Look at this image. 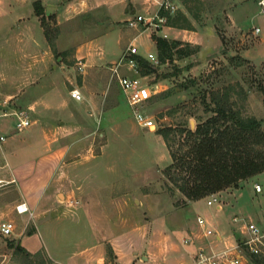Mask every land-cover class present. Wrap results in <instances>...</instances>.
Masks as SVG:
<instances>
[{"label": "rangeland", "instance_id": "obj_1", "mask_svg": "<svg viewBox=\"0 0 264 264\" xmlns=\"http://www.w3.org/2000/svg\"><path fill=\"white\" fill-rule=\"evenodd\" d=\"M46 2L49 10L45 8L43 22L37 16L43 33L39 26L28 32L26 20L8 26L6 18L0 17V113L23 109L30 120L17 131L14 116H0L4 137L0 140V166L4 164L0 177L11 179L6 160L17 165L50 149H65V161L77 153L79 167L91 171L86 187L93 191L84 192L83 180L64 181L59 189L65 194V204L62 201L49 214H58L62 208L67 214L55 220L59 233L44 234L49 245L64 259L76 249L95 244L87 256L95 263L103 249L105 264H194L200 250L211 254L236 247L245 234L244 223H261L264 216V171L236 187L213 192L217 201L212 205L206 200L213 193L189 200L178 186L192 182L181 167L191 157H186L191 140L180 129L193 130L197 122L213 115L211 92L229 88L234 107L243 116L255 117L264 133V13L259 0L191 1V11L181 0ZM132 9L143 15H163L162 31L142 24L127 26ZM180 12L191 29L170 25L169 20ZM24 32L27 37L31 33L36 43L25 48L17 42L25 38ZM153 35L179 40L181 46L188 43L193 52L174 55L164 63L150 62L153 71L145 80L154 86L156 97L139 107L155 122L150 130L134 118L110 67L131 41L140 56L156 54ZM122 70L134 74L126 66ZM70 87L78 88L83 99L71 100ZM34 100L43 105L36 114L27 107ZM60 120L79 127L55 137L50 128ZM170 125L174 131L167 148L155 130ZM256 183L261 191H255ZM49 184L45 196L52 193L54 183ZM18 199L13 182L0 188V221H11L15 228L28 232L34 228L33 217L26 221L18 217L13 209ZM85 205L86 215L73 214L82 212ZM197 217L203 219V226ZM206 229L212 233L205 234ZM5 239L0 235V264H19L21 256L2 245ZM210 243L216 250L208 248ZM76 261L83 264L82 259ZM247 262L248 256L242 264Z\"/></svg>", "mask_w": 264, "mask_h": 264}, {"label": "trees", "instance_id": "obj_2", "mask_svg": "<svg viewBox=\"0 0 264 264\" xmlns=\"http://www.w3.org/2000/svg\"><path fill=\"white\" fill-rule=\"evenodd\" d=\"M181 1L186 5L187 10L191 11L188 3L199 0ZM33 7L35 14L40 16L43 22L45 7L39 1H35ZM169 23L174 27L191 29V23L181 12L170 19ZM42 25L44 26V23ZM44 34L47 38L46 30ZM48 39L49 37L47 41ZM152 40L155 43L159 63L172 60L174 55L183 57L193 52L188 43L181 46V42L176 39L168 40L153 35ZM48 43L52 46L50 39ZM133 57L138 62L141 75H148L153 71V64L143 56L137 54ZM228 91L229 88H225L222 91L211 92L210 110L214 114L204 121L197 122L193 130L180 129V132H185L187 135V140L188 138L191 140L190 150L186 154V157H191H187L181 167L186 168L192 182L186 181L178 186L189 200L199 199L230 186L236 187L240 181L264 171V133L260 128V122L253 116H243L240 110L234 107L235 104L230 100ZM155 95L151 96L147 103L154 99ZM206 106L209 107L208 104ZM155 131L169 148L170 133L174 131L172 126L158 127ZM171 166L172 164L168 167ZM5 240L6 246L12 249L15 255L21 256L24 264H56L43 251L31 254L13 239ZM246 264H264V259L248 255Z\"/></svg>", "mask_w": 264, "mask_h": 264}, {"label": "crops", "instance_id": "obj_3", "mask_svg": "<svg viewBox=\"0 0 264 264\" xmlns=\"http://www.w3.org/2000/svg\"><path fill=\"white\" fill-rule=\"evenodd\" d=\"M6 1H7L6 4L3 5L4 0H0V17L6 18L7 20V23H5L6 25L12 23L13 21L25 22L26 20L28 22V24L26 25V29H28V32L29 31L31 32V30L33 31V29L35 30L38 29L39 26V28L41 29L40 30L41 33H43L42 27L41 25H39L38 17L34 12L33 3L35 1H39L42 6L48 8L45 4L47 3L46 2L47 0H6ZM23 8H25L26 12H24ZM132 13H134L133 9L130 11L129 14ZM28 34L29 36L27 37V32L21 33V35H24L25 38L19 37V40L17 41L19 43H22L25 48L26 46H29V44H31L32 42L36 43V40L34 42L33 39L34 36H31V33ZM41 41H43L42 36H41ZM69 98L75 101L70 96ZM3 101H5V99ZM64 101H66V99ZM37 102L38 101L34 100L27 103V107L35 111V114L38 112L37 111L38 107L43 106L41 103L39 102L37 103ZM3 112L0 113V116H5L3 115ZM37 119L38 118L36 117L35 120ZM70 119L72 120L73 118ZM51 126H52L50 128L51 134L54 135L55 137L56 135L61 136L64 135V133H68L70 131L73 132L74 130H77V128L79 127L76 125L68 126L66 125L64 120L62 121L60 120V123L58 125H51ZM45 128H47L46 125ZM44 131L46 133L47 129H44ZM65 153H66L65 149L64 150L58 149L53 151L50 149V151L43 152L41 156L38 157L37 159L31 161L25 160L24 162L19 163L17 165H14L13 163H9V161L7 160L5 161V164L8 165V169H9V178L15 179L13 184L17 187L19 192V199L16 201V204L22 201L26 203V205L29 207L32 213L34 228L33 229L31 228V230H29L28 232H24V228L18 229L15 228L16 226H14L13 234L9 237H5V236L3 237L13 239L15 243H18L27 252L31 254H35L37 252L43 251L47 255V257L53 263L56 264H70V263L79 264V262L76 261L77 259L79 260L82 259L83 264H105L104 253L101 247H100L101 250H99V253H97L94 259L95 263H92L93 258L90 259L88 258L87 252L93 249L94 247H96L95 244L86 246L81 249H76L77 251H73L72 253L67 255L66 258L63 259L61 258L60 255L57 254L55 247H53L52 244L49 245V242L44 237V234H48L50 236L59 233L58 227L55 224V220L58 218L62 219L64 218L63 215L67 214L66 211L62 212L64 208H62L61 212L58 214L57 213L56 214L54 213L53 215L49 214L53 209L62 206L61 204L62 201L63 202L66 201L65 194L63 192H60L59 190L61 186H63L64 181L66 183H76L83 180L82 184L84 186V192L88 193L93 191V188L86 187V181L87 180L90 181V178L92 176L91 171L89 169L87 170L86 167L84 168V166L83 168L79 167L81 163H78L77 161L80 160V158H78L77 153L73 154L69 161H65L66 160ZM3 165H1L0 167H3ZM50 182L54 183L52 193L45 196V193L50 186L49 184ZM60 194H62V198L59 197ZM16 204H14L13 207L14 211ZM87 210L88 209H86V205H85L82 208V212H79L78 210L77 213L75 211L73 212V214L75 213V215L77 214V216L86 215L85 211ZM18 217L21 219H25L26 221L30 217V215L29 213L26 212L23 214H18ZM261 223H264V216L262 217ZM47 225H51V226L49 227V229L46 230L44 229V227L47 228ZM219 239L220 236L217 235V240ZM2 245L6 248V242L3 243ZM208 246H209L208 248L212 250H216L213 244L210 243V245ZM72 259H75V261L71 262ZM19 264H24V263L20 261Z\"/></svg>", "mask_w": 264, "mask_h": 264}, {"label": "built area", "instance_id": "obj_4", "mask_svg": "<svg viewBox=\"0 0 264 264\" xmlns=\"http://www.w3.org/2000/svg\"><path fill=\"white\" fill-rule=\"evenodd\" d=\"M258 4L261 7L262 13H264V0H259ZM164 23L163 15L158 13H153L152 15H143L139 13H133L132 16L128 17L126 24L129 27H136L138 25H144L147 28L152 27L155 31H162ZM163 37V36H162ZM139 55L138 47L131 41L127 48L125 54H123L118 61L110 67L111 77L115 79L117 85L120 87L127 103L133 108V115L136 121L143 127L148 129L155 128V122L153 119L142 113L139 110L140 106H143L147 101L154 95V89L150 83H148L145 78L147 75L138 74V62L133 57V55ZM146 60L151 63H157L158 59L155 53L147 52L143 56ZM131 69L134 71L133 75H128L123 73V68ZM69 96L75 101H80L83 99V95L80 90L76 87H72L68 90ZM10 114L15 117L14 127L17 131H22L25 127L30 124L28 114L26 110H15L8 113H3V115ZM4 139L0 135V140ZM15 179L11 178L6 180L0 177V188L5 183L14 182ZM256 192L261 191V186L256 183L254 185ZM217 195L211 194V196L206 200L208 205H212L213 202L217 201ZM219 206V204L217 203ZM15 211L18 214L32 213L25 202H18L15 205ZM234 221L237 217L232 218ZM197 223L200 226L204 225L202 218L197 217ZM245 234L239 240L240 242L233 249H225L215 253L207 254L203 250H200L196 254L194 264H242V261L248 255H255L264 259V223H256L254 221L248 220L244 223ZM14 225L11 221H0V234L5 237H9L13 234ZM212 231L210 229L205 230V234L209 235ZM237 250L231 254V251Z\"/></svg>", "mask_w": 264, "mask_h": 264}, {"label": "water", "instance_id": "obj_5", "mask_svg": "<svg viewBox=\"0 0 264 264\" xmlns=\"http://www.w3.org/2000/svg\"><path fill=\"white\" fill-rule=\"evenodd\" d=\"M48 10H49V9H48V8H46V12H48Z\"/></svg>", "mask_w": 264, "mask_h": 264}]
</instances>
